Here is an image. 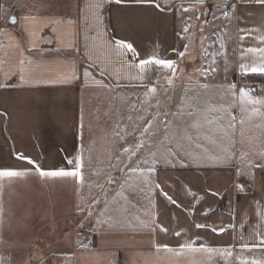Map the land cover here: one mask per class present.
Wrapping results in <instances>:
<instances>
[{
	"label": "crops",
	"instance_id": "0c3cea01",
	"mask_svg": "<svg viewBox=\"0 0 264 264\" xmlns=\"http://www.w3.org/2000/svg\"><path fill=\"white\" fill-rule=\"evenodd\" d=\"M249 49H264L258 0H0V170L25 173L0 180V264H264V103L239 97L264 101V73L241 71L264 53ZM152 58L174 71L149 78ZM168 80L177 93L131 94ZM123 92L131 127L98 107ZM147 99L160 133L148 110L143 131ZM77 156L82 180L36 171Z\"/></svg>",
	"mask_w": 264,
	"mask_h": 264
},
{
	"label": "snow or ice",
	"instance_id": "6c2138e0",
	"mask_svg": "<svg viewBox=\"0 0 264 264\" xmlns=\"http://www.w3.org/2000/svg\"><path fill=\"white\" fill-rule=\"evenodd\" d=\"M115 2L117 4L119 3H122L123 0H115ZM141 2L143 3H155V0H141ZM259 3H264V0H258ZM157 8H160V5L159 4H156L155 5ZM163 10V9H161ZM187 11V9H186ZM12 23H15V19L12 20ZM185 31H187V29H185ZM115 46L118 48V49H127L128 51L132 52L133 56L136 55V52L133 48V45L131 43H128L126 41H120V40H117L115 42ZM249 51H260L262 53H264V49H249ZM174 61H168V60H162V59H156V58H152V59H146V60H143L140 64H139V67L140 69L143 71L145 66L146 65H150V64H155V65H159V66H162L163 68H166V69H172L174 71ZM241 71L242 73H246L248 71H251L253 73H256V72H260V73H264V64H261L260 66L256 67V66H253L251 67L250 69L248 68L247 65L245 64H241ZM88 73L86 72L85 73V76H87ZM3 85H0V87H2ZM231 89H235V85H231L230 86ZM151 92H155V88H152L150 89ZM239 97H240V101L241 103H249V104H260V103H264V101H259V100H254L250 97L249 95V92L244 89V88H241L239 90ZM222 111H227L226 109H223ZM243 111V109H242ZM236 117L235 116H231L229 118V122L227 124V128L228 129H232L234 130L235 129V121ZM241 123H243V120H241ZM81 127H83V125L81 124ZM151 128V123L148 124V127H146L143 131L144 132H148L149 129ZM221 131H224V129H221ZM222 140H227L229 144H234V141L231 140V138L228 136L227 132L224 133V136L222 137ZM130 149L128 148H125L124 149V152H129ZM223 151L225 153H227V149H223ZM155 155V154H153ZM19 158V157H18ZM27 159V158H25ZM241 159H243V156H241ZM27 162L29 164H34L35 162L28 159ZM68 164H72L73 161L71 159H69L68 161ZM145 163H147V161H145ZM258 167H264V165H257ZM81 168H82V159L80 156H77L76 157V162H75V167H74V170H64V169H60V170H53V171H42L39 166H36V171L39 172V174L42 176V177H52V178H66V177H74V178H79L82 180V175H81ZM133 171L135 172L136 169H133ZM149 171H154V169H149ZM25 175L24 172L22 171H15V170H0V180H3L4 178H14V177H20V176H23ZM157 187H159V185H157ZM239 187V186H238ZM242 190V188H241ZM197 228H201V227H205V225H199L197 224L196 225ZM162 231H166V229H161ZM221 231H223V229H221ZM177 235H179V233H177ZM182 247H186L188 248L190 251H197L198 249L196 248H193L192 244L191 243H186L185 245H183ZM160 248H163L164 250L166 251H169V252H174L175 250L168 247L167 245H158L157 246V250H160ZM203 251H206V252H211V251H216V249H209V248H204ZM228 255H231L230 252L227 253Z\"/></svg>",
	"mask_w": 264,
	"mask_h": 264
},
{
	"label": "rangeland",
	"instance_id": "374dc122",
	"mask_svg": "<svg viewBox=\"0 0 264 264\" xmlns=\"http://www.w3.org/2000/svg\"><path fill=\"white\" fill-rule=\"evenodd\" d=\"M179 81L178 82H174L172 80H168V81H162V82H157V85H154L152 88H155V92H151L150 90H146V91H139L131 93L132 96L134 95H140V96H149V97H157L158 95H173L175 93L178 92L179 88ZM151 88V89H152ZM148 98V97H147ZM155 99V98H153ZM149 99H147V101H143L141 103V115L144 114V110L147 113V110L150 111V114L153 115H157L156 120H155V125H156V130L157 132H159L162 127H163V120L166 116L165 112L163 109H160L161 106V102H156L153 100L148 101ZM133 105H135V102H133L130 98V96L128 97V95H126L125 92H123L122 94H120L119 98L115 97L114 100L110 99L108 101H104L100 103H98V107H102V109H105L106 107L108 109H116V113L118 114V116L120 115L123 116V125L125 127H131L133 125V120H132V107H134ZM91 103H89L88 101H84L83 103V111L84 114H87V110L90 109ZM96 108V107H95ZM97 109V108H96ZM145 116V126H147L149 123L152 124L153 122V117L150 119L144 114ZM160 133V132H159ZM105 192L103 191L101 194L98 195L97 199H95V202H98V200L100 199L101 196H103ZM95 234H99V231L96 230ZM42 248H47L46 246H42ZM50 258V257H49ZM50 259L48 260V258L42 262V264H54L53 260L51 263H49ZM32 263V261H30L28 264Z\"/></svg>",
	"mask_w": 264,
	"mask_h": 264
},
{
	"label": "trees",
	"instance_id": "16d2710c",
	"mask_svg": "<svg viewBox=\"0 0 264 264\" xmlns=\"http://www.w3.org/2000/svg\"><path fill=\"white\" fill-rule=\"evenodd\" d=\"M154 67H153V64L149 65V69H148V72H149V78H152V76L154 75ZM248 78L250 79L251 82H256V81H259L262 79V76L259 75V74H252V75H248Z\"/></svg>",
	"mask_w": 264,
	"mask_h": 264
},
{
	"label": "built area",
	"instance_id": "2783aa9c",
	"mask_svg": "<svg viewBox=\"0 0 264 264\" xmlns=\"http://www.w3.org/2000/svg\"><path fill=\"white\" fill-rule=\"evenodd\" d=\"M227 4H229V3H227Z\"/></svg>",
	"mask_w": 264,
	"mask_h": 264
}]
</instances>
